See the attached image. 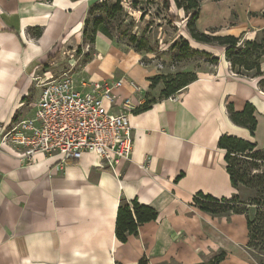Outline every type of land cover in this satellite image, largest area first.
<instances>
[{
  "label": "crops",
  "instance_id": "0c3cea01",
  "mask_svg": "<svg viewBox=\"0 0 264 264\" xmlns=\"http://www.w3.org/2000/svg\"><path fill=\"white\" fill-rule=\"evenodd\" d=\"M96 1L0 0V138L14 121L32 117L30 105L40 93L33 79L52 74L53 57L64 45L81 43L83 21ZM196 28L259 42L264 0H202ZM93 48L94 57L75 70L77 85L122 80L121 98L138 106L151 91L148 100L155 103L130 116L131 158L113 167L85 153L56 171L57 158L38 153L27 162L0 149V264H139L141 259L198 264L219 250L238 257L241 248L247 249L244 216L212 217L191 203L197 193L216 199L247 193L231 186L217 142L228 135L264 149L254 141L264 123L256 79L233 74L222 61V49L212 71L185 87L176 101L159 99L160 91L149 89L153 74L137 53L120 50L100 34ZM245 103L254 108L253 136L229 119L228 110L242 112ZM111 111L117 113L118 107ZM122 198L136 199L158 214L125 243L115 239Z\"/></svg>",
  "mask_w": 264,
  "mask_h": 264
},
{
  "label": "trees",
  "instance_id": "16d2710c",
  "mask_svg": "<svg viewBox=\"0 0 264 264\" xmlns=\"http://www.w3.org/2000/svg\"><path fill=\"white\" fill-rule=\"evenodd\" d=\"M76 1V0H73ZM110 0H99L90 5L87 15L83 21L84 29L81 31V44L76 48V55L80 56L82 46L88 45L89 50L95 44L97 34L101 33L110 39L113 29V17L119 13L122 0H114V4L109 6ZM202 0H173V4L188 16L186 27L191 39L197 43L222 47L225 49V57L234 68H242L245 71H255L254 77H262L264 73L261 71L259 63L254 64L249 59L254 57L260 59L264 56V38L261 42L243 41L233 36H217L214 31L206 33L200 32L196 28V22L199 18L200 5ZM164 9L169 8V1L163 0ZM105 12V17L101 13ZM96 15V17H94ZM92 20H90V18ZM174 19V17H173ZM176 19V18H175ZM41 34L40 29H36L35 37ZM121 35H125L121 33ZM126 42L136 52L151 53V49L147 44L137 42L135 35L129 34ZM183 45L187 47V42ZM176 46V43L173 44ZM89 54H85L86 60L81 64L84 65L89 61ZM83 56V57H84ZM48 60H52L49 57ZM213 61H217L214 58ZM197 78L188 77L186 74H176L175 76L156 75L149 79V89H154L159 83H162V89L159 93V99H168L170 96L180 93L190 83ZM259 87L264 89V80L260 81ZM155 103V99L146 98L145 102L139 106L134 114L146 111L151 104ZM254 108L249 103H245L242 112H233L228 110L229 119L235 125L246 128L250 135L256 129L257 122L253 117ZM217 147L224 152L225 169L229 176L231 186L235 189H244L251 193V197L243 199L240 194H234L230 198L216 199L202 193L194 194L191 206L199 211L212 217H222L230 215H241L245 218L247 230V249L248 251L264 254V149H257L255 144L242 140L237 137L222 135L217 142ZM75 163L76 161H70ZM157 212L149 207L137 202L136 199L127 201L120 199L115 221V239L120 243L127 242L129 236H137L138 228L157 218ZM226 258L223 250L215 252L208 260H203L198 264H221ZM139 264H146L144 259ZM176 264V263H163ZM255 264H264V258Z\"/></svg>",
  "mask_w": 264,
  "mask_h": 264
},
{
  "label": "built area",
  "instance_id": "2783aa9c",
  "mask_svg": "<svg viewBox=\"0 0 264 264\" xmlns=\"http://www.w3.org/2000/svg\"><path fill=\"white\" fill-rule=\"evenodd\" d=\"M88 50L85 45L81 54ZM66 54L72 59L68 69L57 77L51 74L33 79L40 90L30 105L34 113L11 123L0 138V149L7 148L27 162L38 153L57 158L56 171H61L63 164L80 160L85 153L94 154L109 167L129 161L133 149L129 118L143 103L135 106L131 99L121 98L118 91L122 80H80L77 85L74 68L81 54L76 55V48ZM229 68L235 74L230 64ZM177 94L168 99L176 101ZM112 106L118 107L117 113L111 111Z\"/></svg>",
  "mask_w": 264,
  "mask_h": 264
},
{
  "label": "rangeland",
  "instance_id": "374dc122",
  "mask_svg": "<svg viewBox=\"0 0 264 264\" xmlns=\"http://www.w3.org/2000/svg\"><path fill=\"white\" fill-rule=\"evenodd\" d=\"M168 1L169 8L167 10L162 6L163 0H122V10L113 17V29L111 31V36L113 37L110 39L101 33L99 34L107 38L120 50H132L137 53L140 56V62H142L143 65L146 66V68L153 74L152 77L156 75L175 76L176 74H186L188 77L194 76L198 78L201 74L209 73L212 71L213 66L217 65L219 62V59H217V61H213L214 58H217L215 56L224 48L205 44H203V46H208L209 49L199 48V44L193 41L188 33L186 27L188 16H186L183 11L177 9L174 6L173 0ZM108 4L111 6L114 4V0H110ZM96 13H101L105 17L104 11ZM94 17H96V15ZM92 18L93 17H91L90 20H92ZM83 29L84 23L81 31H83ZM121 33L125 35H121ZM130 33L135 35L137 42H141L142 40V42L146 43L152 52L147 53L146 55L144 52H136L133 48H131L126 42ZM263 38L264 30L260 32L259 42H261ZM184 41L187 42V47L183 45ZM174 43H176V46H173ZM80 44L78 45L77 43H74L71 47L64 45L62 50L58 52L57 57H53L56 62L52 71V75L54 77H57L62 70L69 68L68 61H71L72 59H70L66 52H70L72 49L80 46ZM83 48L84 46H82V49ZM88 51L90 52L89 59L93 58L95 55L94 48L91 47V49ZM85 54L87 53L81 54L74 70L79 68L81 63L86 60L84 56ZM261 60L262 57L257 59L256 54L254 57L249 59V61L254 62V64L259 63L260 68ZM222 61L227 62L225 57V49L224 58ZM234 71L238 73L237 76L244 77L247 80L256 79L259 90L264 93V89L259 87L260 81L264 80V76L254 77V70L245 71L238 67L234 68ZM155 88L160 91L162 89V83H159ZM38 91L40 92L39 89ZM150 92L151 91L146 93V98H151ZM30 110L33 111V109ZM254 139L258 146H264V123H261ZM249 197H251V193L247 191L246 194H243L242 198L246 199ZM177 239L181 240L182 235H178ZM214 253L215 252L207 253L204 256V260L206 261L211 258ZM236 254H238V257L233 256V258H231L229 257V252H227L226 259L228 263L224 264H255L264 258V254L262 255L256 252L248 251L244 247L241 248ZM168 263L179 264L176 261H170Z\"/></svg>",
  "mask_w": 264,
  "mask_h": 264
},
{
  "label": "bare ground",
  "instance_id": "6f19581e",
  "mask_svg": "<svg viewBox=\"0 0 264 264\" xmlns=\"http://www.w3.org/2000/svg\"><path fill=\"white\" fill-rule=\"evenodd\" d=\"M259 95L262 96V97H264V94L262 92H259Z\"/></svg>",
  "mask_w": 264,
  "mask_h": 264
}]
</instances>
